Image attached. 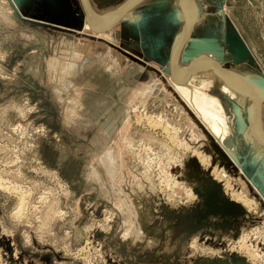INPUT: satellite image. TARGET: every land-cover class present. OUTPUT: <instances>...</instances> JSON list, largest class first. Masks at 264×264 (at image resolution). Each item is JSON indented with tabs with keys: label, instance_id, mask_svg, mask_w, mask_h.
Wrapping results in <instances>:
<instances>
[{
	"label": "rangeland",
	"instance_id": "obj_1",
	"mask_svg": "<svg viewBox=\"0 0 264 264\" xmlns=\"http://www.w3.org/2000/svg\"><path fill=\"white\" fill-rule=\"evenodd\" d=\"M198 2L179 64L214 42L222 69L264 79V0ZM133 7L95 33L83 0H0V264H264V146L236 122L251 86L190 83L220 103L232 160L171 81L175 0Z\"/></svg>",
	"mask_w": 264,
	"mask_h": 264
},
{
	"label": "bare ground",
	"instance_id": "obj_2",
	"mask_svg": "<svg viewBox=\"0 0 264 264\" xmlns=\"http://www.w3.org/2000/svg\"><path fill=\"white\" fill-rule=\"evenodd\" d=\"M138 1L139 0H135L133 5H136L138 3ZM129 2H130V0H129ZM129 2L127 1L125 4L122 3L123 5H121L120 7L113 9L111 11H108L106 13H103L101 15L95 14L94 12L91 11L90 12V16H91L90 20H91L92 24H90V25L92 27H94L95 29L107 28L119 16V14H121L126 9ZM133 5H132V8H133ZM175 5H176V9H178L182 13V15L184 16V21L182 23L181 29L179 30V32L175 36L174 44L172 46L173 51L181 43L182 39L187 34L189 25H191V24L194 25L198 21L199 16H200V11H199L200 6H199L198 0H187V2H186V0H175ZM85 24H86V27L89 28V24L87 22ZM190 47L192 48L191 52L193 54H192V57H190L187 60L186 65H181L178 62V59L180 56V51H181L182 47L180 49H178L176 52H174L172 55L171 60H172V64H173L174 78L177 82H182L186 79V77H187V75L191 69L192 64H194V62L197 60V58H199L200 56H206L207 55L206 57L208 58V60L203 59L199 63V65L195 68L192 75L189 77V79L186 80L185 83L175 84L173 82V80L171 79V74H170V79H171L172 83H174L176 90L182 95V97L185 99L187 104L191 106V108L196 113L198 118L203 122V124H205V126H207V128L211 131L212 135L215 137L217 142L222 146L224 151H226V153L231 157L232 160H236L234 147L230 148L231 139H230V135H229L228 126L225 122V117H223V115H222V108L220 106V103L218 102L217 99L209 96L208 94L204 93L201 90L205 87L204 83L201 84V87H200L201 89L191 87V85H190V83L193 79V76L203 75V76H208V77L218 79L219 83L217 84V86L220 89L225 90V88H226L231 94L234 93V91L231 90L229 88V86H227L221 80L220 73L216 67V65L218 67H220V65L217 63L218 60L217 59L215 60L213 57L209 56V54L206 53V51L209 49H211L212 51H216V49H218V46L215 45L214 42H209V43H206L201 50H199L198 44L196 42L192 41ZM243 49L244 48H242V50ZM201 52H205L206 54L200 55V54H202ZM97 54L99 55V53H97ZM93 59H94V57L93 58H91V57L86 58L83 62V66L88 67L89 64L92 63ZM210 60H212V61H210ZM79 69H81V67ZM221 71H222L225 79L227 80V82L230 84V86L238 88V82L239 81L247 82L246 84H249L251 86V89H252V91H251L252 96L251 97H252V99L250 101L249 107L247 108V111L251 110L254 107V105L258 101L261 100V98L263 97V92H264V86H263L264 79L262 77H257L256 75H252V74H248V73H239V72H235V71H231V70H227V69H222V68H221ZM247 111H246V114H247ZM243 121H244V123H242ZM236 122L239 126L238 129L240 130L239 131L240 133L242 132L241 129L243 128V126H245L248 130L247 134L250 135L251 138L255 139V137H257L260 140L264 141V129H263V127H261V124H260V121L258 118V111H254L251 114L252 130H250V128L248 126L249 123H247V116L246 117L242 116L240 118V120L237 116ZM222 128L224 129L223 133H225V137L221 132L218 131ZM226 136L229 137V140H227V141H226ZM106 158H109L107 153L105 155V159ZM107 161L105 160V162H107ZM202 161H203V159H202ZM202 163H204V162H202ZM202 163H200V164H202ZM190 173L193 174V172H190ZM218 180H220V178H218ZM227 185H225V186L229 187ZM226 221L227 220H223V222H218V223H220L219 225L223 226L224 231H222V232L219 231L216 226H214L215 223H213L211 221V216L208 219V224H206V225H208L209 228H211L212 231L215 232L217 237H221V236H223V233L226 232L225 230L228 228V226H226ZM238 223L240 225L243 224L242 221H238ZM194 229H196V228H194ZM204 229H206V228H204ZM211 229H210V231H211ZM227 234H230V232H227ZM230 236H231V234H230Z\"/></svg>",
	"mask_w": 264,
	"mask_h": 264
},
{
	"label": "water",
	"instance_id": "obj_3",
	"mask_svg": "<svg viewBox=\"0 0 264 264\" xmlns=\"http://www.w3.org/2000/svg\"><path fill=\"white\" fill-rule=\"evenodd\" d=\"M135 0H130L129 4L127 5L126 9L121 13L119 14V16L107 27V28H103V29H95L94 27H92L90 24L91 23V16H90V12L91 10H89V4H88V1L87 0H83V5H84V9H85V12L87 14V23L89 24V27L95 32V33H103V32H106L108 30H110L115 24H117L119 22V20L125 16V14L132 8V5L134 4ZM187 2V0H186ZM193 24L189 25V28H188V31H187V34L184 36V38L182 39L181 43L175 48V50L171 51V57H170V70H171V74H172V79H173V82L175 84H183L186 82L187 79H189V77L192 75L193 71L195 70V68L199 65V63L203 60V59H207V57L205 56H200L199 58H197V60L194 62V64H192L191 66V69L186 77V79L182 82H177L174 78V71H173V64H172V55L174 52H176L178 49H180L184 44L185 42L188 40L189 36L191 35L192 33V30H193ZM246 53L245 50L242 51V54ZM212 61V60H210ZM215 64V63H214ZM216 65V64H215ZM217 67V70L219 71L220 73V76H221V80L227 85L229 86V88L231 90H233L235 93L237 94H243L246 90V88L248 87L247 85L243 86L242 88L238 89V88H235V87H232L230 86V84L227 82V80L225 79L222 71H221V68ZM264 86V84H263ZM264 102V92H263V97L261 98L260 101H258L254 107L251 109V110H248L247 111V121L249 123V128L252 130V127H251V114L254 112V111H259L260 110V107L262 106V103ZM255 140L257 141V143H259L260 145L264 146V141L260 140L259 138L255 137Z\"/></svg>",
	"mask_w": 264,
	"mask_h": 264
},
{
	"label": "crops",
	"instance_id": "obj_4",
	"mask_svg": "<svg viewBox=\"0 0 264 264\" xmlns=\"http://www.w3.org/2000/svg\"><path fill=\"white\" fill-rule=\"evenodd\" d=\"M139 2H141V0H139L138 3H139ZM138 3H137V4H138ZM135 6H136V5H135ZM133 8H134V7H133ZM133 8H132V9H133ZM95 14H96V13H95ZM173 44H174V42L172 43V46H173ZM148 46H149V45H148ZM148 46H147V47H148ZM148 49L151 50V46H149Z\"/></svg>",
	"mask_w": 264,
	"mask_h": 264
}]
</instances>
